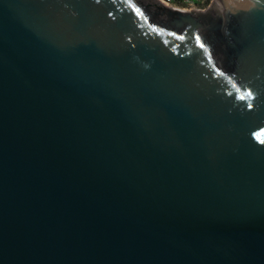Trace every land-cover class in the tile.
<instances>
[{"label": "water", "instance_id": "obj_1", "mask_svg": "<svg viewBox=\"0 0 264 264\" xmlns=\"http://www.w3.org/2000/svg\"><path fill=\"white\" fill-rule=\"evenodd\" d=\"M0 264H264V0H0Z\"/></svg>", "mask_w": 264, "mask_h": 264}, {"label": "built area", "instance_id": "obj_2", "mask_svg": "<svg viewBox=\"0 0 264 264\" xmlns=\"http://www.w3.org/2000/svg\"><path fill=\"white\" fill-rule=\"evenodd\" d=\"M163 4L181 10H205L212 0H159Z\"/></svg>", "mask_w": 264, "mask_h": 264}, {"label": "snow or ice", "instance_id": "obj_3", "mask_svg": "<svg viewBox=\"0 0 264 264\" xmlns=\"http://www.w3.org/2000/svg\"><path fill=\"white\" fill-rule=\"evenodd\" d=\"M249 107H251V105H249Z\"/></svg>", "mask_w": 264, "mask_h": 264}]
</instances>
